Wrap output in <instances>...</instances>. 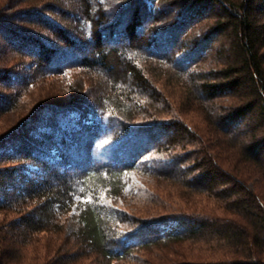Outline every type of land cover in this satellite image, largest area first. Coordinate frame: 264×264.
Returning <instances> with one entry per match:
<instances>
[{"label":"trees","instance_id":"trees-1","mask_svg":"<svg viewBox=\"0 0 264 264\" xmlns=\"http://www.w3.org/2000/svg\"><path fill=\"white\" fill-rule=\"evenodd\" d=\"M17 1L28 5L8 16L0 14L1 47L18 58L0 67V112L10 109L22 91L43 76L78 68L96 72L104 81L96 99L73 96L63 104L38 105L0 137V210L19 213L9 221V243L41 231H59L61 215L73 209L78 226L69 236L78 248L93 250L101 264L128 257L150 243L192 236L229 249L217 263L199 264H264L260 1ZM211 3L222 12L218 17L207 13ZM199 18L209 24V31L191 34ZM211 54L215 63L204 67ZM148 61L174 68L184 77L190 101L204 107L215 126L213 143L193 132L179 111L150 126L142 123L143 132L138 129L142 124L130 121L129 112L142 101L146 108L168 101L150 75ZM224 98L228 102L222 103ZM217 103L220 108L212 112ZM154 130H163L158 139ZM108 136L115 143L150 138V147L135 155L124 153L123 160L114 150L109 153L114 143L98 149ZM189 137L196 148L178 150ZM146 153L150 159H143ZM139 170L150 176H181L185 187L221 199L226 216L181 213L150 223L137 220L112 199ZM249 171L258 175L251 185Z\"/></svg>","mask_w":264,"mask_h":264},{"label":"rangeland","instance_id":"rangeland-1","mask_svg":"<svg viewBox=\"0 0 264 264\" xmlns=\"http://www.w3.org/2000/svg\"><path fill=\"white\" fill-rule=\"evenodd\" d=\"M257 1H260L261 7L264 8V0ZM32 3L30 4L35 6L38 2ZM26 4L28 5V3L17 0H0V7L5 6L0 14L8 16L10 12L22 8ZM207 13L218 17L222 12H220L217 4L211 3L209 12ZM195 24L191 34H195L197 30L200 33L209 31V27L207 26L209 24L206 25L205 21L201 18ZM122 42L124 41H120L119 43L122 44ZM2 43L4 42L0 39V67L6 68L16 62L18 58L11 57L8 51L6 52L1 47L3 46ZM106 43L111 45L108 41ZM146 50L150 52V49ZM212 56L211 54L209 60L205 61L204 67L215 63ZM150 65L153 69V71L150 70V75L154 74L153 77L157 80L159 87L165 92L164 94H166L168 101L148 106V108L142 105V101L139 107L134 108L132 112L128 111L132 117L130 121L140 124L145 123L147 126H150V123L154 121L159 122L160 120L172 118L179 111L182 119L190 124L193 132L197 131L205 139H208L210 144L213 143L215 141L214 137L217 135L214 132L215 126L213 127V122L206 117L205 108L194 105L190 101L188 90L184 87V83H187L184 81V77L174 68L158 65L156 62H150ZM180 66L183 67L184 65L181 64ZM100 81H104V78L100 74L78 68H71L61 75L38 78L22 91L10 109L0 112V137L27 117L38 105L45 103L63 104L73 96H82L88 100L96 99L102 88V84H100L102 82ZM71 92L74 95H71ZM168 102H171L172 105ZM226 102H228V98H224L222 103ZM213 107L214 111L212 112L216 113V109L220 108V104L217 103ZM142 126L144 128L139 126L138 129H142L143 132L146 125L142 124ZM162 131L154 130L153 136L158 139ZM102 140L97 146L99 150H104V147H108L107 144L114 143L115 146L113 145L114 147L109 153L114 150L118 153L120 159L123 160L124 153H127L128 156L135 155L150 147V138L147 140L140 139L142 140L141 143L139 141L128 142L123 140V138L120 141L118 139V142L115 143L116 139L112 140L111 136L105 137ZM183 145L186 149H182ZM219 145L222 146L225 143L221 142ZM176 148L184 151L192 150L196 148V141L193 137H189L185 143L179 144ZM94 151L96 153L98 150ZM146 158L150 159V153H146L143 156V159ZM247 170L245 168V171ZM176 176L175 174H166L164 177H158L150 176V174L142 170L133 171L126 188L122 190V193L116 199L112 200L117 205L126 209L137 220L144 223H150V221L159 217L181 213L195 215V217H202L206 212L226 216L221 199L211 196L206 192L193 191L185 187L181 182V176ZM257 176V174L249 171L248 184L251 185ZM257 185H260V182ZM18 216L19 213L16 211L0 210V248L4 250L0 252V264H101L103 262L93 250L89 251L87 248L75 246L76 243L72 236H69L78 226L75 210L72 209L61 215L62 226L59 231H41L33 234L30 239H26L25 241L20 240L18 242L20 244H12L9 243L8 239V224L10 223L9 221ZM4 242L5 245L2 246ZM15 245H18V247ZM5 246H7V249L4 248ZM74 246L76 247L75 249ZM228 251V247L222 243L210 242L207 238L200 236H192L179 242L164 243L161 241L156 244L150 243L147 247L135 249L128 257L112 259L109 264L217 263L218 260L229 255ZM66 253L74 254L69 257L63 256L67 255Z\"/></svg>","mask_w":264,"mask_h":264}]
</instances>
